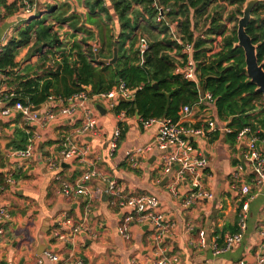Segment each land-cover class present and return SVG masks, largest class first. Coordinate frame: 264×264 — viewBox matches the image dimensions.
I'll list each match as a JSON object with an SVG mask.
<instances>
[{
  "label": "trees",
  "instance_id": "16d2710c",
  "mask_svg": "<svg viewBox=\"0 0 264 264\" xmlns=\"http://www.w3.org/2000/svg\"><path fill=\"white\" fill-rule=\"evenodd\" d=\"M244 3L245 0H42L45 16L38 12L15 27L0 50V74L5 77L0 84L5 85L0 99L9 107L15 103L36 107L49 97L66 101L83 92V86H89L88 94L93 95L122 82L128 88L141 89L132 102L121 101L113 111L115 115L124 112L134 117L137 113L139 123L161 118L176 122L184 106L200 110L210 106L213 120L224 122L230 130L225 134L230 144L245 128L263 136L264 97L246 74L243 50L235 46ZM5 7L10 13L17 11L15 3ZM245 31L257 45L258 63L264 62V0L252 9ZM141 40L147 45L142 55ZM215 43L218 50L213 52ZM182 45L192 47L197 83L174 73L186 62ZM24 49L27 59L23 60ZM113 49L117 52L115 65L99 61L111 60ZM200 85L212 103L200 100ZM9 126L13 131L6 149L23 150L33 128L19 113ZM80 126L77 123L73 128ZM121 133L123 136L125 130ZM60 149L56 147L54 153ZM0 167H4L1 152ZM26 173V166L21 167L12 178L16 182L25 180ZM0 187L8 189L2 174Z\"/></svg>",
  "mask_w": 264,
  "mask_h": 264
},
{
  "label": "crops",
  "instance_id": "0c3cea01",
  "mask_svg": "<svg viewBox=\"0 0 264 264\" xmlns=\"http://www.w3.org/2000/svg\"><path fill=\"white\" fill-rule=\"evenodd\" d=\"M13 3L16 4L17 11L10 13L5 6ZM20 4L19 0H0V50L12 37L15 27H20L23 21L31 19L38 12L40 16L46 14L42 6L38 7L37 4L35 14L25 16ZM4 79L0 74V84ZM4 88V84L0 85V93ZM98 105L105 110L104 114L98 111ZM88 106L96 117V133L83 136L78 134V128L73 127L82 120L76 122L69 117L44 125L32 124L30 127L33 132L39 135L34 143L35 152L29 160L18 162L10 156L14 151L6 149L13 131L9 125L16 114L3 116V106L0 105V152L4 162V167H0V174L3 175L5 184L7 178H12L14 171L21 167L26 166L28 175V178L18 182L12 178L14 184L7 185L8 189L0 195V204L7 206L10 215L2 225L0 262L36 264L39 257L43 264H51L42 253L38 255L41 244L50 246V251L61 260L73 255L81 258L85 264H130L135 258L152 259L149 228L132 225L128 241H123L118 235L119 212L108 204V196L104 195L108 179H114L126 195L150 194L159 199L158 210L174 224L173 234L165 240L164 247L169 257L177 260V264H238L239 261L255 264L257 258L264 254V239L259 236L264 221V182L256 188L248 177L243 181L251 187V198L241 243L221 255H214L211 249L213 242L218 246L220 242L222 246L224 237L237 228L241 197L232 189L231 172L235 163L242 159L244 142L235 141L232 145L226 140L227 133L223 132L198 140L196 148L208 162L202 184L213 194V198L198 201L184 209L181 207L182 193L173 197L168 192L166 182L163 183L166 178L161 173L156 150L143 153L136 169L131 168L127 162V152L144 147L154 140L156 126L144 129L136 115L124 116L120 125L121 132L125 130V133L123 136L121 133L117 148L111 155L109 141L119 123V117L104 102L91 101ZM43 110L40 109V112ZM191 111L188 121L193 126L203 125L205 119L213 120L215 116L210 106L203 110L191 107ZM213 121L220 127L226 125L224 122ZM65 138L77 146L88 148L85 161L61 163L58 170L51 171L46 162ZM48 155L50 157L46 159L45 156ZM62 164L70 167L62 168ZM93 170L98 176L85 184L88 197L65 199L62 196L61 182L73 188L84 174ZM57 175L60 181L56 180ZM87 208L90 212L85 215ZM63 215H67L69 219L66 225L61 224ZM80 223L82 231L68 243L54 237L55 233L67 231L71 225ZM237 232L238 229L235 233ZM199 237H204L203 246L198 242Z\"/></svg>",
  "mask_w": 264,
  "mask_h": 264
},
{
  "label": "built area",
  "instance_id": "2783aa9c",
  "mask_svg": "<svg viewBox=\"0 0 264 264\" xmlns=\"http://www.w3.org/2000/svg\"><path fill=\"white\" fill-rule=\"evenodd\" d=\"M21 1L22 12L25 16H33L35 14L36 4L28 0ZM162 16L158 18L161 20ZM219 42V39H217ZM182 53L186 55V62L181 68H176L174 73L181 75L184 80L197 83L195 77V66L192 61V47L190 45H182ZM147 49L146 42L140 41L139 50L141 55ZM218 50L216 43L213 52ZM141 87L128 88L122 82H118L112 89L105 93L90 95L88 92H79L66 101L62 99L49 97L47 102L41 107L44 109L40 112H32V107L23 106L15 103L8 106L6 102L0 99L2 105L1 114L10 116L19 113L25 124L40 123L44 125L47 122L71 118L76 122H81V126L77 129L80 135L93 134L97 132L96 117L88 104L91 101L96 103L104 102L109 110H114L121 102H129L134 98V94ZM12 96V95H10ZM209 104L212 103L211 96L204 95V99ZM40 112V113H39ZM191 107L184 106L178 113V120L173 122L167 118L149 119L141 121L142 128L147 129L156 126V135L154 140L144 147L136 148L126 153V159L130 167L136 169L139 167V158L143 153L156 150L160 161L161 173L166 178L168 192L173 197H178L182 193L181 207L190 208L192 205L201 200H209L213 198V194L203 187L202 178L208 168V162L197 150L198 140L204 139L213 133H229L230 130L225 126H219L211 119H205L204 124L193 126L188 118L191 116ZM125 116L124 112L118 114L119 123L114 129L109 141L110 154L112 155L121 136L122 126L120 120ZM39 139V135L32 132L28 145L23 150H17L10 154L16 161L21 162L29 160L35 152V141ZM238 143L244 142L245 150L242 152V159L233 167L231 172L232 189L237 193L240 199L239 209L237 212V229L235 234L226 235L223 239L222 246L212 243L211 249L214 255H221L228 252L233 247L241 243L242 234L246 230L247 213L249 209V199L251 198V187L244 183L243 179L248 177L251 183L257 188L264 182V135L251 134L248 129L241 130L236 137ZM61 149L53 154L46 162L47 168L51 171L59 169L61 163L84 162L88 153L86 146H77L68 139H63L59 145ZM96 171H88L80 179L79 183L73 188L65 182H61L60 193L66 198L70 197H88V191L85 184L91 179L97 177ZM56 180L60 181L57 175ZM14 181L11 177L6 180V185H13ZM184 191V192H183ZM5 192L0 187V195ZM104 195L108 196V204L119 212L118 235L123 241L130 239V228L132 225L138 227H147L151 231L150 240L153 248L152 259L139 260L137 258L131 260L130 264H177V260L169 257L164 247L165 240L173 234L174 224L170 223L164 213L159 211V199L150 194H130L126 195L123 189L114 179H108L104 190ZM100 195H98L99 198ZM90 212L87 208L85 215ZM9 211L7 206L0 204V237L3 235L2 225L9 219ZM67 215H63L61 224L68 223ZM82 231V223L71 225L64 232L55 233V238L59 241L66 242L71 240L73 236H77ZM260 238L264 239V221L261 225ZM198 242L201 246L205 244L204 237H199ZM45 256L51 264H85L84 261L71 255L68 259L61 260L51 251H44ZM36 264H43L38 257ZM116 264H122L117 262ZM238 264H246L239 261ZM255 264H264V254L260 255Z\"/></svg>",
  "mask_w": 264,
  "mask_h": 264
},
{
  "label": "water",
  "instance_id": "95a60500",
  "mask_svg": "<svg viewBox=\"0 0 264 264\" xmlns=\"http://www.w3.org/2000/svg\"><path fill=\"white\" fill-rule=\"evenodd\" d=\"M259 1L260 0H245L244 8L242 11V16L239 18L238 24H237V43L235 44V46L240 47L243 50L246 74L248 78L250 79V81L256 85L257 92L262 94V96L264 97V69H263L264 62L258 63V60L256 57L257 45H254L252 43L251 38L246 34V31H245V28L251 19V11ZM116 60H117V52H116V49H113V57L111 60H99V61L106 65H115ZM116 81L118 82L119 80L116 79ZM152 86L154 87V89H156L155 83H152ZM82 88L84 91L88 93L90 92V89H91L89 86H83ZM198 93H199L200 100H203L204 99V89L201 85L198 86ZM40 108L42 107L41 106L32 107L31 111L37 112ZM97 109L101 114L105 113V110L101 106L98 105ZM136 118H139L137 113H136ZM61 167L69 168L70 166L67 164H62ZM165 181L166 179H164L163 183ZM40 249L41 251L38 253V255L43 253L46 250L50 251L51 247L41 244Z\"/></svg>",
  "mask_w": 264,
  "mask_h": 264
},
{
  "label": "rangeland",
  "instance_id": "374dc122",
  "mask_svg": "<svg viewBox=\"0 0 264 264\" xmlns=\"http://www.w3.org/2000/svg\"><path fill=\"white\" fill-rule=\"evenodd\" d=\"M41 1H42V0H38V1L34 0L33 2L36 4V6H37V4H38V7H40V6H42ZM44 1H46L47 3H55V2H60L61 0H44ZM14 29H15V28H14ZM25 51H27V50L24 49V50L21 52V54L24 55ZM24 59H27V57L25 56V58H23V60H24Z\"/></svg>",
  "mask_w": 264,
  "mask_h": 264
}]
</instances>
